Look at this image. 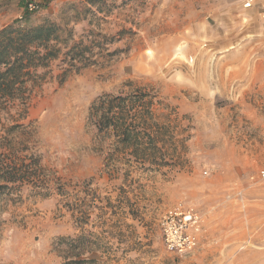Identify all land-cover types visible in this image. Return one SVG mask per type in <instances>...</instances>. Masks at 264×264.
<instances>
[{
	"label": "rangeland",
	"instance_id": "obj_1",
	"mask_svg": "<svg viewBox=\"0 0 264 264\" xmlns=\"http://www.w3.org/2000/svg\"><path fill=\"white\" fill-rule=\"evenodd\" d=\"M28 1L0 4V28L70 20L80 0H34L33 12ZM104 1L69 23L94 64L63 81L62 57L39 70L11 144L1 136L24 109L0 112V154L36 153L44 175L0 198V264H63L58 238L79 235L100 239L88 264H264L263 3ZM137 91L164 127L159 166L122 154L88 117L98 96ZM178 202L204 216L183 257L158 227Z\"/></svg>",
	"mask_w": 264,
	"mask_h": 264
},
{
	"label": "trees",
	"instance_id": "obj_2",
	"mask_svg": "<svg viewBox=\"0 0 264 264\" xmlns=\"http://www.w3.org/2000/svg\"><path fill=\"white\" fill-rule=\"evenodd\" d=\"M12 0H0V4ZM23 6L26 0H16ZM104 0H80L69 5L73 12L70 20L56 21L44 17L37 24L23 26L9 23L0 28V112H8L14 105H22L23 115L7 127L1 139L11 144L18 130L28 121L26 109L34 84L40 78L39 70L47 68L52 61L67 63L62 70L63 81L69 73H78L94 62L87 55L91 47L83 39H76L73 24L82 21L88 13L102 12ZM65 16L67 9L64 10ZM35 82V83H34ZM152 101L148 94L137 91L132 94H102L92 102L88 117L99 133L112 137L125 156H132L138 162L150 165L158 160L161 153L160 137L163 125L154 118ZM25 130V129H24ZM0 154V198L18 193L25 184L35 183L43 175L40 157L36 153L19 155L13 146H5ZM162 158V157H161ZM160 158V159H161ZM159 159V160H160ZM164 159V158H163ZM156 160V161H155ZM160 162V161H159ZM169 164L165 161L161 165ZM100 239L87 235L74 238L60 237L57 243L61 249L63 264H88L96 262V257H86L99 248Z\"/></svg>",
	"mask_w": 264,
	"mask_h": 264
},
{
	"label": "built area",
	"instance_id": "obj_3",
	"mask_svg": "<svg viewBox=\"0 0 264 264\" xmlns=\"http://www.w3.org/2000/svg\"><path fill=\"white\" fill-rule=\"evenodd\" d=\"M258 0H242L246 9L256 5ZM262 16H264V0ZM34 0L26 3L25 9L33 12L38 9ZM264 177V171L262 172ZM204 216L191 206L178 202L167 208L158 220V227L165 249L178 257L190 254L202 238Z\"/></svg>",
	"mask_w": 264,
	"mask_h": 264
}]
</instances>
